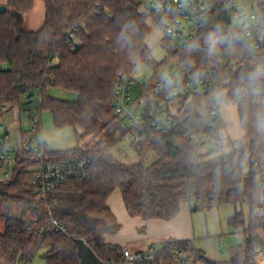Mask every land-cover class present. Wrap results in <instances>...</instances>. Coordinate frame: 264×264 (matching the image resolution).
<instances>
[{"label": "trees", "instance_id": "1", "mask_svg": "<svg viewBox=\"0 0 264 264\" xmlns=\"http://www.w3.org/2000/svg\"><path fill=\"white\" fill-rule=\"evenodd\" d=\"M42 1L45 21L36 32L21 29L17 18L32 13L37 0H8L9 10L0 15V115L14 109L22 114L29 105L26 99L33 98L34 111L40 116L49 112L56 128H73L79 143L92 137L93 144L87 147L48 152L55 159L89 161L92 175L85 181H67L47 200H38L31 186L37 162L17 154L12 179L0 183V220L4 222L0 264H32L38 256L46 264H81L77 239H84L104 264H122L123 249L105 242V235L120 228L107 204L116 190L121 191L129 215L144 219H171L183 201L190 202L194 211L222 204L247 205L248 216L240 211L229 221L242 239L226 264H254L253 257L264 252V55L257 59L256 71L246 77L237 75L232 82L230 99L238 102L245 137L237 144L231 142L230 152L208 158L198 144L184 137L204 122V99L195 97L175 132L162 135L144 128L139 141L131 143L139 162L124 165L113 154L128 133L126 121L113 109L117 75L131 74L144 64L159 69L177 56L200 64L218 42L219 33L209 25L192 49L180 52L173 47L170 56L157 63L147 44L148 19L162 23L148 9L142 11L141 4L133 0ZM255 1L264 15V0ZM74 29L78 44L71 48L67 32ZM50 89L75 93L78 99L53 98ZM27 111L33 110L28 107ZM27 137L22 130V138ZM150 152L159 160L146 166ZM16 207L22 208L20 218L14 216ZM49 212L67 234L42 233ZM34 220H38L35 226ZM178 243L194 261L204 258L191 243ZM172 246L169 243L162 251L167 260Z\"/></svg>", "mask_w": 264, "mask_h": 264}, {"label": "built area", "instance_id": "2", "mask_svg": "<svg viewBox=\"0 0 264 264\" xmlns=\"http://www.w3.org/2000/svg\"><path fill=\"white\" fill-rule=\"evenodd\" d=\"M144 3L161 21L164 34L180 52L192 49L205 29L209 25L214 27L218 15L220 21L213 30L220 38L200 64L185 62L182 56L171 59L160 69L171 65L162 79L140 83L136 71L117 75L113 109L126 121L128 133L124 140L139 141L141 131L146 127L170 135L181 126V116L189 102L202 97L207 99L204 122L196 130L186 132L184 137L200 148L211 145L214 151L224 153L231 140L222 111L228 106L238 108L236 99H230L234 77H246L256 71L257 59L264 55V15L260 4L255 0H144ZM77 31L67 32L71 48L78 44ZM135 90L136 98L133 97ZM26 102L33 110L32 113L27 111L31 117L28 137L23 139L21 136L19 145H13L7 138L0 140V183L12 179L17 154L29 155L37 162L31 186L38 200H47L50 192L67 181L90 179L91 166L89 161L78 157L51 158L40 136L41 118L34 111L35 102L33 98ZM120 153L125 154L123 150ZM37 224L38 220H34L33 225ZM31 227L28 225L27 230ZM46 232L67 234V229L49 212L47 227L42 230V233ZM162 251L155 246L137 253L125 248L122 264H195L191 254L181 249L178 242H173L169 260ZM260 256L264 257V254L256 256L252 263L263 264L258 260Z\"/></svg>", "mask_w": 264, "mask_h": 264}, {"label": "crops", "instance_id": "3", "mask_svg": "<svg viewBox=\"0 0 264 264\" xmlns=\"http://www.w3.org/2000/svg\"><path fill=\"white\" fill-rule=\"evenodd\" d=\"M0 5H8V0H0ZM49 94L51 97L63 101L74 102L78 99L77 94L61 89H50ZM40 136L47 151L52 153L74 150L83 142L79 143L73 128H56L49 112H45V115L41 114ZM107 204L120 225L116 233L105 235V242L108 245L119 246L137 253L151 246L164 249L169 243L188 242L204 255V258L197 259L195 264H226L230 262L235 246L232 245L233 242L229 241L228 237L237 234V232L230 226L229 221L237 212L243 211L246 216L249 213L247 205L234 204H222L194 211L190 202L183 201L179 213L168 220L132 217L126 209L122 193L119 190L111 194ZM32 264H46V262L38 256Z\"/></svg>", "mask_w": 264, "mask_h": 264}, {"label": "rangeland", "instance_id": "4", "mask_svg": "<svg viewBox=\"0 0 264 264\" xmlns=\"http://www.w3.org/2000/svg\"><path fill=\"white\" fill-rule=\"evenodd\" d=\"M4 1V0H1ZM136 3L142 5V11L147 10L144 0H133ZM19 26L23 30L27 31H38V29L43 25L45 20V4L42 0H37L35 9L32 13L29 14H20L17 18ZM148 23L151 27V35L147 39V44L150 48L153 49V58L157 63L166 60L167 57L173 52L174 43L171 39L166 37L162 26L155 22V20L148 19ZM171 65L168 67L170 68ZM168 68H163L162 70L155 69L146 64L138 66L136 74H138V81L140 83H145L149 80L155 81L157 79H162L165 76L166 70ZM133 71V72H134ZM133 97H137V90L133 92ZM207 105V99L203 100L202 104V113L205 112ZM28 106L25 105L23 108L22 114L18 109L11 111L5 110L0 115V140L7 138L8 141L12 144L19 145L21 143V130L28 132L30 130V119L27 112ZM38 117L41 118L39 112L37 111ZM45 115V112H43ZM222 117L226 125L228 126V135L231 142L237 144L244 139L245 133L240 125V118L238 113L237 106H228L222 111ZM92 137H87L83 140L82 145L87 147L88 145L93 144ZM123 150L125 154H121L120 151ZM232 147H228L224 150V153L230 152ZM201 154H207L208 158L215 157L221 152L214 151L211 145H205L200 148ZM114 156L124 165H133L139 162V156L136 151L133 149L131 142L127 140H122L114 149ZM159 160L158 155L155 152H150L148 158L146 159L145 165L151 166ZM22 215V208L16 207L14 210V216L20 218ZM4 232V222L0 220V234ZM229 241L232 240V245L237 247L241 242L242 236L240 233H237L233 236H229ZM264 254V252L260 253ZM260 254L256 255L259 256ZM252 259V262L254 258ZM38 258V257H37ZM36 258V259H37ZM39 260V259H38Z\"/></svg>", "mask_w": 264, "mask_h": 264}, {"label": "water", "instance_id": "5", "mask_svg": "<svg viewBox=\"0 0 264 264\" xmlns=\"http://www.w3.org/2000/svg\"><path fill=\"white\" fill-rule=\"evenodd\" d=\"M9 10L8 5H0V15L4 14ZM20 15L18 14V17ZM220 15L217 16L214 23V30L217 29L218 23L220 21ZM76 244L78 246V254L80 257L81 264H104L98 259L93 249L87 244L84 239H77Z\"/></svg>", "mask_w": 264, "mask_h": 264}, {"label": "bare ground", "instance_id": "6", "mask_svg": "<svg viewBox=\"0 0 264 264\" xmlns=\"http://www.w3.org/2000/svg\"><path fill=\"white\" fill-rule=\"evenodd\" d=\"M258 260L264 264V257H263V256H260V257L258 258Z\"/></svg>", "mask_w": 264, "mask_h": 264}]
</instances>
